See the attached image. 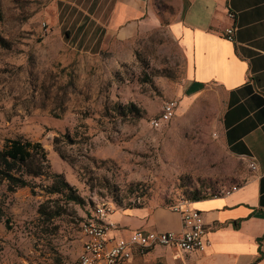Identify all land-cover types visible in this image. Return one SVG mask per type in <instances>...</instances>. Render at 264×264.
<instances>
[{"label": "rangeland", "instance_id": "1", "mask_svg": "<svg viewBox=\"0 0 264 264\" xmlns=\"http://www.w3.org/2000/svg\"><path fill=\"white\" fill-rule=\"evenodd\" d=\"M154 6L160 25L119 43L97 21L100 1L0 0V148L16 137L42 143L51 171L81 198L49 193L47 177L14 192L1 181L0 264H72L98 205L173 208L246 180L222 139L224 92L209 85L180 104L187 59L171 31L176 1ZM170 99L176 116L153 128ZM176 254L158 246L132 264H184Z\"/></svg>", "mask_w": 264, "mask_h": 264}, {"label": "crops", "instance_id": "2", "mask_svg": "<svg viewBox=\"0 0 264 264\" xmlns=\"http://www.w3.org/2000/svg\"><path fill=\"white\" fill-rule=\"evenodd\" d=\"M56 1L77 6L82 0ZM91 1L101 2L103 12L95 20L106 24L107 37L119 43L161 23L154 0ZM175 1L171 31L187 59L180 104L209 85L220 88L225 96L222 139L248 169L236 190L190 201L202 212L211 243L204 253L181 259L184 264H264V0ZM228 27H235L233 39L224 35ZM251 160L256 170L250 169ZM110 220L116 237L136 229L182 230L181 214L169 207L133 206Z\"/></svg>", "mask_w": 264, "mask_h": 264}, {"label": "built area", "instance_id": "3", "mask_svg": "<svg viewBox=\"0 0 264 264\" xmlns=\"http://www.w3.org/2000/svg\"><path fill=\"white\" fill-rule=\"evenodd\" d=\"M234 34L235 27H228L224 31V35L230 39ZM178 109V100L165 101L159 115L151 119V126L160 128L170 122ZM249 167L251 170L257 169L255 160L249 162ZM237 188L235 186L225 193ZM172 209L181 214V231L136 229L128 236L116 237L111 234V209L98 205L82 223L85 240L79 257L72 264H132L137 256L147 254L158 246L176 250V259L184 254L204 253L211 240L202 212L191 206L190 201H180Z\"/></svg>", "mask_w": 264, "mask_h": 264}, {"label": "trees", "instance_id": "4", "mask_svg": "<svg viewBox=\"0 0 264 264\" xmlns=\"http://www.w3.org/2000/svg\"><path fill=\"white\" fill-rule=\"evenodd\" d=\"M61 155L64 157L63 153ZM38 177L52 179L51 184L47 187L49 193H66L67 200L81 202L80 196L74 192L73 187L63 175L51 171L48 153L42 143L23 137L6 139L3 147L0 148V182L6 181L8 190L14 192L23 187L35 188L37 186L35 179ZM211 197L214 196L197 194L191 198V201ZM43 208L44 204L39 209L40 213L44 211ZM59 213L57 212V214Z\"/></svg>", "mask_w": 264, "mask_h": 264}]
</instances>
